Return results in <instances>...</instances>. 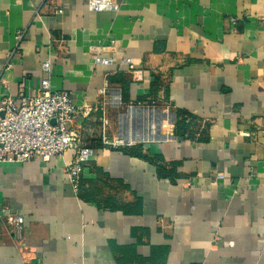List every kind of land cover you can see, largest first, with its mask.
I'll return each mask as SVG.
<instances>
[{
  "label": "crops",
  "instance_id": "1",
  "mask_svg": "<svg viewBox=\"0 0 264 264\" xmlns=\"http://www.w3.org/2000/svg\"><path fill=\"white\" fill-rule=\"evenodd\" d=\"M89 1L0 0V106L48 79L94 108L76 191L70 152L0 163V264H264V0ZM101 44L130 63L93 66ZM105 80L168 137L101 148Z\"/></svg>",
  "mask_w": 264,
  "mask_h": 264
},
{
  "label": "built area",
  "instance_id": "2",
  "mask_svg": "<svg viewBox=\"0 0 264 264\" xmlns=\"http://www.w3.org/2000/svg\"><path fill=\"white\" fill-rule=\"evenodd\" d=\"M88 4L93 9L116 8L108 0H90ZM259 23L264 29V17ZM17 38L20 39L21 35ZM114 52L112 45L101 44L90 47L93 66L106 68L117 63H130L129 58L123 57L118 60ZM42 69L49 71V61L42 64ZM107 88L108 82L105 80L99 89L100 95L106 98L103 107L100 108L102 125L100 146L113 149L132 146L135 144L133 141L126 142L119 139L109 141L106 138L105 131L109 123L104 107L122 105L119 93L115 91L108 93ZM147 107L154 105L130 104L127 109L129 111L131 108ZM93 110V107L86 104L74 105L66 91L52 90L48 79L41 80L39 88L33 95L19 98L5 96L0 106V163L26 162L34 157L47 162L55 155L70 152L71 159L64 166V171L69 185L76 191L84 165L94 154V147L85 141L74 123L78 116L87 118ZM156 110L161 112L158 108ZM261 132L264 134V131ZM216 178L223 180L224 175L217 174ZM7 223L16 236L20 237L23 217L9 215Z\"/></svg>",
  "mask_w": 264,
  "mask_h": 264
},
{
  "label": "bare ground",
  "instance_id": "3",
  "mask_svg": "<svg viewBox=\"0 0 264 264\" xmlns=\"http://www.w3.org/2000/svg\"><path fill=\"white\" fill-rule=\"evenodd\" d=\"M166 113V112H164ZM142 115L147 120V124H144V127L140 130H135L131 128V124L133 123V117ZM166 118L168 121H165L167 123L170 122L167 114L165 116L161 114L159 111L155 109H134L131 108L128 111V115L123 116L121 123L123 127L125 128L126 132H123V140L126 142H131L133 140H141V141H154L158 139H165L168 137L167 134L162 135L160 133V121L162 118ZM137 122V121H136ZM137 124V123H136ZM159 134V136H158Z\"/></svg>",
  "mask_w": 264,
  "mask_h": 264
},
{
  "label": "rangeland",
  "instance_id": "4",
  "mask_svg": "<svg viewBox=\"0 0 264 264\" xmlns=\"http://www.w3.org/2000/svg\"><path fill=\"white\" fill-rule=\"evenodd\" d=\"M151 106V105H149ZM149 108H154L156 109L157 107H149ZM148 107L142 110H146L149 109ZM161 112L164 113L165 110L161 109ZM128 115V109L127 107H124L122 105L118 106V107H111L108 110V123L109 125L106 127V131H105V135L107 136L106 138H108L109 141H112L114 139H119V140H123V132L125 133L126 130L123 127L121 121H123L122 117ZM137 121V122H136ZM167 121V119H162L161 120V125H160V133L162 135H165V132H167V128H168V123L165 122ZM137 123V124H136ZM147 124V120L144 118V116L139 115V116H135L133 117V123L131 124V128L135 129V130H140L144 127V124ZM163 131V132H162ZM100 137L102 135V125H101V121H100ZM122 136V137H121ZM159 136V134H158ZM99 137V139H100ZM156 141V140H155ZM133 142L136 144H140V143H144L146 141H141V140H133ZM150 142V141H147Z\"/></svg>",
  "mask_w": 264,
  "mask_h": 264
},
{
  "label": "water",
  "instance_id": "5",
  "mask_svg": "<svg viewBox=\"0 0 264 264\" xmlns=\"http://www.w3.org/2000/svg\"><path fill=\"white\" fill-rule=\"evenodd\" d=\"M158 140H160V139H158Z\"/></svg>",
  "mask_w": 264,
  "mask_h": 264
},
{
  "label": "trees",
  "instance_id": "6",
  "mask_svg": "<svg viewBox=\"0 0 264 264\" xmlns=\"http://www.w3.org/2000/svg\"><path fill=\"white\" fill-rule=\"evenodd\" d=\"M100 144V143H99Z\"/></svg>",
  "mask_w": 264,
  "mask_h": 264
}]
</instances>
